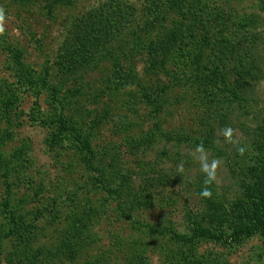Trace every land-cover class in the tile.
<instances>
[{"label":"rangeland","instance_id":"1","mask_svg":"<svg viewBox=\"0 0 264 264\" xmlns=\"http://www.w3.org/2000/svg\"><path fill=\"white\" fill-rule=\"evenodd\" d=\"M112 1L0 0V264H264L262 234L231 239L264 207V4L203 0L229 19L200 54L205 33L173 38L177 15L153 12L169 0H118L131 26L63 70L75 27ZM201 142L222 161L211 199L191 155ZM202 228L224 237L190 240Z\"/></svg>","mask_w":264,"mask_h":264},{"label":"trees","instance_id":"2","mask_svg":"<svg viewBox=\"0 0 264 264\" xmlns=\"http://www.w3.org/2000/svg\"><path fill=\"white\" fill-rule=\"evenodd\" d=\"M202 2L203 0H194L189 7L186 0H169L168 5L164 4L165 8L153 10V12L156 13V17L162 15V22L168 19L169 13L171 15L173 13L177 15L173 18L172 26L167 29V31H169L168 34L173 38L187 35L189 38L197 41V32L205 33L206 38H204V40L201 41L202 44H200V50L202 49L200 54L215 44L213 35L211 34L212 28L218 29L220 25L222 27L227 25L229 19L228 15L217 6L212 9L209 4L203 5ZM261 4H264V0H261ZM166 6L169 7L166 8ZM186 6L188 10L184 9ZM245 17L246 18L242 21H249V19H251V23L254 24L253 19L255 18L253 16ZM134 18V7L126 3L118 4V0L112 1L111 5L107 2L101 5L100 9L91 10L87 17L75 27L70 44H67L65 49L63 48V55L60 57L62 61L61 68L67 71L83 68L97 58L102 57L110 47L109 45L113 44L119 36L127 31L133 23ZM175 19H183V21H176ZM186 21L189 22L185 23ZM162 29L166 32V26ZM180 40L182 41V38H180ZM197 42L199 43V41ZM197 42L196 45H198ZM160 46L159 44L153 52L152 61L154 67H162L166 63L167 58L157 56L158 51H162V49L165 48L164 46ZM184 55L186 54L184 53ZM204 60L207 61L202 55L195 57L196 66L201 67L202 61ZM178 65H180V63H178ZM207 68V66H203L202 75L200 74V79H197L201 84H209V81L206 82L202 80L209 75L207 73L205 74ZM58 122L63 124V126L66 124L63 117L59 118ZM256 206L257 205L254 207ZM257 234H262L264 236V207L262 204L260 207L258 206L250 216L246 224L240 227L238 226V229L232 234L231 239L232 241H239L244 236H254ZM206 237L221 240L224 236L222 234H215L210 229L202 228L199 232L195 233L190 240ZM182 239L186 240L183 236Z\"/></svg>","mask_w":264,"mask_h":264},{"label":"clouds","instance_id":"3","mask_svg":"<svg viewBox=\"0 0 264 264\" xmlns=\"http://www.w3.org/2000/svg\"><path fill=\"white\" fill-rule=\"evenodd\" d=\"M5 20L6 12L3 7H0V35H3L5 32ZM223 137L225 143L237 145L238 140L236 139V130L231 126H225L220 133ZM219 143V141H217ZM248 151V148L243 145L237 147V152L239 155L243 156ZM193 161L199 164L201 173L204 175L203 187L199 195L204 199H211L213 192L211 190V185L217 181V174L221 167L220 158L209 159L208 151L206 150L204 144L201 142L196 145L195 149L191 153ZM177 172L183 174L185 172L184 164L180 163L177 165Z\"/></svg>","mask_w":264,"mask_h":264}]
</instances>
